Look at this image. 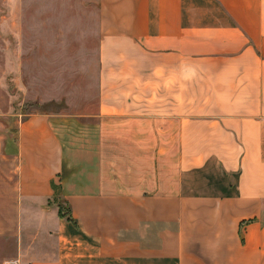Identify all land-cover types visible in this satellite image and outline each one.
<instances>
[{
	"label": "crops",
	"instance_id": "0c3cea01",
	"mask_svg": "<svg viewBox=\"0 0 264 264\" xmlns=\"http://www.w3.org/2000/svg\"><path fill=\"white\" fill-rule=\"evenodd\" d=\"M95 1L96 110L0 117V264H264V0Z\"/></svg>",
	"mask_w": 264,
	"mask_h": 264
},
{
	"label": "rangeland",
	"instance_id": "374dc122",
	"mask_svg": "<svg viewBox=\"0 0 264 264\" xmlns=\"http://www.w3.org/2000/svg\"><path fill=\"white\" fill-rule=\"evenodd\" d=\"M96 23L95 0H0V117L95 111ZM176 160L168 151L163 169Z\"/></svg>",
	"mask_w": 264,
	"mask_h": 264
},
{
	"label": "trees",
	"instance_id": "16d2710c",
	"mask_svg": "<svg viewBox=\"0 0 264 264\" xmlns=\"http://www.w3.org/2000/svg\"><path fill=\"white\" fill-rule=\"evenodd\" d=\"M60 196V192L59 189L57 187H55V197L58 198ZM62 208H60V215L62 216Z\"/></svg>",
	"mask_w": 264,
	"mask_h": 264
},
{
	"label": "built area",
	"instance_id": "2783aa9c",
	"mask_svg": "<svg viewBox=\"0 0 264 264\" xmlns=\"http://www.w3.org/2000/svg\"><path fill=\"white\" fill-rule=\"evenodd\" d=\"M5 264H19L18 261H8Z\"/></svg>",
	"mask_w": 264,
	"mask_h": 264
}]
</instances>
